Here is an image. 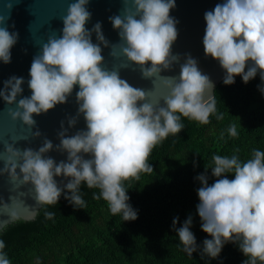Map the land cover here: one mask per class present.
<instances>
[{
    "label": "clouds",
    "instance_id": "obj_1",
    "mask_svg": "<svg viewBox=\"0 0 264 264\" xmlns=\"http://www.w3.org/2000/svg\"><path fill=\"white\" fill-rule=\"evenodd\" d=\"M89 2L74 0L69 4L62 18V35L49 37L41 53L33 58L28 81L30 96H22V77H11L0 89V98L8 105H16L9 109L12 119L36 128L34 116L66 104L78 85L76 116L68 118V127L61 122L57 145L46 137L38 149L20 150L14 144L7 145L6 159L0 155L4 160L0 173L33 185L40 204H55L63 194L75 207L83 208L81 184L98 188L100 194H94V199L102 197L113 215L122 214L124 221H133L137 212L128 203L130 197L123 182L154 170L148 158L169 134L182 131L181 115L209 123L210 116L216 113L214 84L188 54L180 65L179 77H163L169 89L164 106L149 103L143 89L133 87L118 71L102 67L105 58L101 45L110 48V55H115L113 49L119 47L128 61L140 67L144 79L172 70L180 60L172 52L179 35L178 21L170 15L176 0H123V14L109 18L118 31L117 44L104 36L100 22L91 30L86 28L91 19L86 7ZM5 19L0 15V25ZM204 19V52L226 71L223 83L234 84L236 76L248 83L258 72L264 81V0H224L207 11ZM93 32L97 43L92 40ZM17 40L18 33L0 26V61L11 62V49ZM81 116L86 130L69 135L68 128H74ZM217 119H223V115L218 114ZM228 132L235 137L236 126L232 125ZM41 135L38 129L33 134L36 138ZM53 150L66 153L67 160L57 162L47 155ZM212 159L216 181L209 185L206 174L197 177L202 184L197 190V212L202 231L212 237L203 241L202 258H217L224 244L233 242L247 257L243 264H264V151L254 150L246 162L236 155H215ZM205 169L207 172L209 168L205 165ZM228 173L235 178L228 179ZM57 177L68 179L63 188ZM46 215L51 218L52 214ZM178 222V217L173 220L179 242L192 256L198 250L190 230L192 217L176 228ZM4 247L0 240V264H10L2 252Z\"/></svg>",
    "mask_w": 264,
    "mask_h": 264
},
{
    "label": "trees",
    "instance_id": "obj_2",
    "mask_svg": "<svg viewBox=\"0 0 264 264\" xmlns=\"http://www.w3.org/2000/svg\"><path fill=\"white\" fill-rule=\"evenodd\" d=\"M261 88L259 72L248 83L241 76L232 85L221 81L215 89L216 113L209 123L181 115L182 131L169 134L148 158L154 170L123 182L137 219L124 221L122 214L113 215L108 202L93 198L100 190L82 183L83 208L62 194L57 203L45 204L35 220L5 227L0 233L2 252L10 264H243L247 257L233 242L225 243L217 258H202L203 241L212 237L201 228L197 190L202 184L197 177L206 174L209 185L216 181L211 171L215 155H236L246 162L254 150L264 151ZM218 114L223 119H217ZM232 125L235 137L228 132ZM226 176L235 178L233 173ZM189 216L198 249L192 256L183 250L173 227L175 218L179 228Z\"/></svg>",
    "mask_w": 264,
    "mask_h": 264
},
{
    "label": "water",
    "instance_id": "obj_3",
    "mask_svg": "<svg viewBox=\"0 0 264 264\" xmlns=\"http://www.w3.org/2000/svg\"><path fill=\"white\" fill-rule=\"evenodd\" d=\"M73 2L74 0H0V15L6 18L4 24L0 26L6 27L14 34L18 33L17 43L11 49V62L5 64L0 61V89L11 77H22L24 79L22 96L31 95L28 81L33 58L41 53L42 45L49 37L62 35L64 26L62 18L67 14L69 4ZM223 2L224 0H176V7L171 10L170 15L178 21L176 27L179 35L173 44L172 52L178 55L180 60L173 65L172 70L162 72L161 76L144 79L140 67L128 61L119 47L113 49L115 55H110V48L101 45L105 58L102 67L108 71H118L121 78L127 80L133 87L143 89L147 93L149 103L164 106V98L169 94V89L163 77H179L180 65L190 54L198 61L201 72L209 76L213 82L212 95L215 96V89L224 80L226 71L219 61L204 52L203 37L206 29L204 15L207 11L213 10L218 3ZM86 7L91 13L86 28L91 30L100 22L104 36L111 43L117 44L120 40L118 31L113 28L109 18L123 14V0H90ZM92 40L94 43L98 42L94 32ZM78 90L77 85L66 104H59L46 114L34 116L36 128H29L22 120H13L9 109H15L16 105H8L0 98V155L6 159L5 148L9 144H14L20 150L29 147L38 149L45 137L54 145L59 144L58 132L61 131V122L68 127V118L77 114ZM20 98L22 97L18 96V99ZM37 129L42 133L39 138L33 136ZM82 129L86 130L83 116L79 118L74 128H68V134L73 135ZM47 155L57 162L67 160L66 153L56 150ZM85 158L91 157L85 155ZM3 167L4 160L0 159V168ZM56 179L62 188L68 182V179L63 177ZM44 205L37 202L33 185L18 179L13 180L6 172L0 173V233L5 227L17 221L35 220Z\"/></svg>",
    "mask_w": 264,
    "mask_h": 264
}]
</instances>
